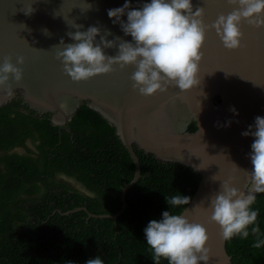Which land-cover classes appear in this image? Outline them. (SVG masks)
<instances>
[{"label": "water", "instance_id": "water-1", "mask_svg": "<svg viewBox=\"0 0 264 264\" xmlns=\"http://www.w3.org/2000/svg\"><path fill=\"white\" fill-rule=\"evenodd\" d=\"M130 2L137 7L145 0ZM123 3L124 0H0V64L8 57L22 72L19 82L9 75L4 87H12L10 98L0 87V107L20 91L30 110L39 115L51 114V122L67 131L70 119L82 104L115 127L133 160L134 177L121 191L120 211L114 215L88 213V217L116 220L124 212L125 194L140 177L133 146L159 161L193 169L200 175V182L181 214L205 227L208 264H233L219 226L210 221L207 209L209 199L220 191V182L230 180L237 189L249 183L244 170L251 168L247 154L253 138L241 132L257 115L264 116V26L256 27L242 19L239 47L226 49L211 25L236 5L227 0H192L193 11L202 8V21L208 25L196 85L179 90L170 84L163 91L144 96L132 87L134 65L121 68L118 64L112 65L109 73L73 81L56 56L61 40L72 43L69 32L96 26L99 33L95 43L101 37L113 41L112 47H101L106 55L115 56L118 45L131 41V37L124 35L119 22L113 23L107 10ZM121 19L126 20V16ZM17 58L23 62L17 64ZM231 107L238 111L237 116L229 111ZM226 121L231 123L224 127ZM191 122L196 125L194 132L188 131Z\"/></svg>", "mask_w": 264, "mask_h": 264}, {"label": "trees", "instance_id": "trees-1", "mask_svg": "<svg viewBox=\"0 0 264 264\" xmlns=\"http://www.w3.org/2000/svg\"><path fill=\"white\" fill-rule=\"evenodd\" d=\"M20 107L15 101L0 107V264H84L97 255L104 264H153L143 228L168 208L164 196L178 191L191 200L200 175L133 146L140 177L125 194L124 212L116 220L88 217L120 211L121 191L134 177L133 160L115 127L86 104L70 119L69 131L49 114ZM195 130L191 122L188 131ZM26 141L34 150L16 153ZM256 195L252 207L264 233V194ZM187 205L169 210L181 214ZM255 239L250 225L247 238L225 240L233 264H264V245L253 247Z\"/></svg>", "mask_w": 264, "mask_h": 264}, {"label": "clouds", "instance_id": "clouds-1", "mask_svg": "<svg viewBox=\"0 0 264 264\" xmlns=\"http://www.w3.org/2000/svg\"><path fill=\"white\" fill-rule=\"evenodd\" d=\"M227 2L236 7L226 16L220 15L211 28L223 46L232 50L240 45L242 19L256 27L264 26V0ZM202 14L200 7L193 11L192 0H145L137 7H132L130 0H124L122 6L107 10V16L113 23L119 22L124 35L131 37V41L125 40L118 45L115 56L106 55L101 47H112L113 41L101 37L100 42L95 43L99 33L96 26H89L86 31L69 32L73 42L65 44L61 40V50L56 56L62 63L63 71L73 81H85L96 74L109 73L114 64L121 68L134 65L135 71L130 79L133 89H138L141 95L163 91L170 84L179 90H188L198 83L200 50L208 28L202 21ZM122 16H126V20H122ZM22 62V58H17V64ZM9 75L16 82L22 78L21 69L5 57L0 64V87L10 98L12 87H4ZM229 111L234 116L238 115L235 107ZM230 123L226 121L223 126L227 127ZM241 135L253 138L247 154L251 168L244 170L249 183L244 189H237L230 180L220 182V191L209 199L207 210L210 209L209 219L219 226L223 239L230 240L236 236L245 239L249 236L251 225V232L256 236L253 247L260 248L264 245V233H261L257 223L259 211L252 205L256 194H264V116L257 115ZM212 178L215 179L214 176ZM164 199L168 208L161 212L158 219L149 220L143 228L144 241L153 253V264H159L162 258L167 264H208L205 227L169 210V206L187 205L190 197L176 191V194L164 196ZM84 264H104V261L97 255Z\"/></svg>", "mask_w": 264, "mask_h": 264}, {"label": "flooded vegetation", "instance_id": "flooded-vegetation-1", "mask_svg": "<svg viewBox=\"0 0 264 264\" xmlns=\"http://www.w3.org/2000/svg\"><path fill=\"white\" fill-rule=\"evenodd\" d=\"M13 101H15V102H18V103H20V105H21V107L20 108H24L25 106L28 108V104L24 101V99H23V97L21 96V92L20 91H16L15 92V96L11 99V100H9V101H7L6 103H4L3 105H6V104H8V103H11V102H13ZM2 105V106H3ZM36 113V112H35ZM37 114V113H36ZM39 115V114H38ZM50 115V117H51V114H49ZM26 142H28V141H26ZM25 142V143H26ZM30 143V142H29ZM31 144V143H30ZM19 148H22V147H19ZM31 150H34L33 149V147H32V149ZM14 151L16 152V153H18V154H23V155H28V148L26 147L25 149H24V151H17V148H15L14 149ZM64 177H61L60 179H62V180H64L63 179ZM69 179V178H68ZM76 184H78L77 182H75ZM79 185V187L82 189V191L80 190V192H83L84 194H88L84 189H83V187L80 185V184H78ZM76 189V188H75ZM77 190V189H76ZM79 191V190H78ZM25 197V196H24Z\"/></svg>", "mask_w": 264, "mask_h": 264}, {"label": "rangeland", "instance_id": "rangeland-1", "mask_svg": "<svg viewBox=\"0 0 264 264\" xmlns=\"http://www.w3.org/2000/svg\"><path fill=\"white\" fill-rule=\"evenodd\" d=\"M26 147L28 149H30V150L32 149V145L29 143V141L25 143V147L17 148V151H24V149ZM63 179H64L63 181H65L69 186H72L73 188H76L77 190H79V191L81 190L82 191V189L79 187L78 184L75 183L74 180L68 179V178H65V177Z\"/></svg>", "mask_w": 264, "mask_h": 264}]
</instances>
